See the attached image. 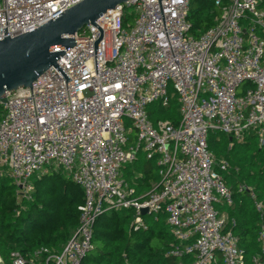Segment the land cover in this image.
<instances>
[{
	"label": "built area",
	"instance_id": "1",
	"mask_svg": "<svg viewBox=\"0 0 264 264\" xmlns=\"http://www.w3.org/2000/svg\"><path fill=\"white\" fill-rule=\"evenodd\" d=\"M81 1L0 0V40L4 28L9 37L30 32ZM190 1L116 7L75 34V46L58 58L70 81L51 67L30 88L0 98V178L12 181L17 199L49 171L82 190L78 225L61 251L35 253L46 256L44 264H81L96 219L120 210L132 211L133 230L145 228L144 216L164 215L175 240L168 255L184 259L179 264H247L223 210L233 204L221 176L230 166L215 161L207 134H225L228 149L251 135L264 147V0H214L220 14L197 38ZM126 9L133 24L122 23ZM172 99L179 123L154 125L148 106ZM140 153L155 162L159 181L138 193L122 170ZM242 190L260 220L250 264H264V206L251 188ZM26 263L10 254L8 264Z\"/></svg>",
	"mask_w": 264,
	"mask_h": 264
},
{
	"label": "trees",
	"instance_id": "2",
	"mask_svg": "<svg viewBox=\"0 0 264 264\" xmlns=\"http://www.w3.org/2000/svg\"><path fill=\"white\" fill-rule=\"evenodd\" d=\"M221 1L223 4L226 2ZM128 12V9L123 12L124 25L134 22L133 14ZM219 14L214 0H191L188 13L190 33L199 37L214 26V19ZM178 110L176 100L172 99L167 107L151 104L147 114L154 125L160 120L177 125L180 119ZM228 145L229 139L225 134L208 132L207 146L215 161L224 159L230 166L221 176L232 192L233 204L223 210L227 214L229 228L244 250L246 263L250 264L251 257L258 252L256 239L260 220L249 193L238 191V186L251 188L264 206V147H257L253 135L230 149ZM61 173L49 171L33 178L34 200L27 204L17 199L15 186L9 178H0V257L5 264L10 262L13 252L25 257L26 264H44L46 256H36L35 253L40 250L59 253L76 229L77 208L83 202L82 190L70 179H63ZM122 176L129 185L134 183L138 186V193L151 190L150 181L157 184L159 181L155 162L146 160L142 153L134 163L123 168ZM48 185L50 189L46 191ZM142 219L145 228L133 230L131 210L104 212L94 223L93 247L81 264H179L184 261L168 255L175 240L165 224V216H144ZM214 264L222 262L217 258Z\"/></svg>",
	"mask_w": 264,
	"mask_h": 264
},
{
	"label": "water",
	"instance_id": "3",
	"mask_svg": "<svg viewBox=\"0 0 264 264\" xmlns=\"http://www.w3.org/2000/svg\"><path fill=\"white\" fill-rule=\"evenodd\" d=\"M131 1L137 0H82L30 32L9 37L6 28L2 29L0 98L6 92L30 88L51 67L65 82L70 81L57 66V60L75 46L73 36L86 26H94L102 15ZM146 212L144 209L141 214Z\"/></svg>",
	"mask_w": 264,
	"mask_h": 264
},
{
	"label": "rangeland",
	"instance_id": "4",
	"mask_svg": "<svg viewBox=\"0 0 264 264\" xmlns=\"http://www.w3.org/2000/svg\"><path fill=\"white\" fill-rule=\"evenodd\" d=\"M212 1V0H211ZM61 175H62V178L63 179H65L66 178V175L64 174V173H61ZM51 184V183H50ZM149 185H150V189H152V188H154L156 185H157V182H154V181H150V183H149ZM50 185H48L47 186V188L48 189H46V191H48L50 188ZM35 190V189H34ZM34 190L30 193V195L27 197V198H24V199H21L20 198V200H22V203H24V204H27V202L28 203H30V202H32L33 200H34V194H35V192H34ZM147 192V191H146ZM19 199V198H18ZM19 200V201H20ZM23 204V205H24ZM73 232V231H72ZM71 232V233H72Z\"/></svg>",
	"mask_w": 264,
	"mask_h": 264
}]
</instances>
